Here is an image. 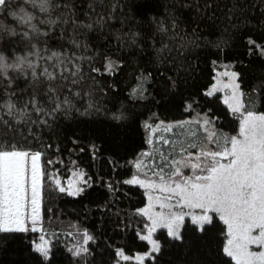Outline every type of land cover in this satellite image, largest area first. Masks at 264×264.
Segmentation results:
<instances>
[{
  "label": "snow or ice",
  "instance_id": "1",
  "mask_svg": "<svg viewBox=\"0 0 264 264\" xmlns=\"http://www.w3.org/2000/svg\"><path fill=\"white\" fill-rule=\"evenodd\" d=\"M14 3L15 0H0V14L11 17L10 23L0 20V109L12 121L26 125L49 127L57 114L71 115L75 108L73 98L91 95V87L84 92L82 84L88 81L95 84L98 75H114L123 66L107 51H94L89 33L102 32L105 36L102 46L108 51H113L108 47L113 42L118 46L115 50H120L119 46L140 51L150 48L158 58L156 63L171 59L164 53L177 50L169 47L165 42L168 39H179V51L199 46L195 28L190 39L187 34L180 35L175 14H170L169 22L156 13L135 24V17L130 19L128 12L116 16L117 5L111 0L109 3L88 0L87 10L80 14L69 0H23L38 9L43 14L41 18L23 6L14 7ZM170 7L177 5L173 3ZM180 7L191 4L181 3ZM203 7L210 10V0H205ZM58 9L53 17L52 13ZM114 20L119 21V27L111 23ZM65 25L71 28V33ZM248 43L264 56V47L251 38ZM97 58L102 60L100 67L94 64ZM150 77L151 73L138 77V87L132 94L142 99L144 82ZM217 77H226L227 82ZM169 79L174 86L175 81ZM214 79L216 83L205 94L212 96L221 88L230 89L224 103L238 120L237 134L217 133L210 127L213 122L199 115L192 120L143 122L149 147L133 161L136 172L124 183L145 189L148 203L137 214L146 218L147 223L138 237L151 248L135 257L118 249L116 256L120 260L134 259L136 264H144L152 253L160 250L153 239L158 228L166 229L168 236L179 240V229L186 215H191L192 223L203 230L212 223L213 216L209 213H214L226 226L223 253L234 264H264V113H257L252 103L245 104L246 94L237 82L239 74L229 71L227 65ZM65 92L71 95L61 98ZM17 100L22 101V106L18 107ZM94 108L89 104L80 114L89 115ZM114 119L122 121L126 117L121 113ZM0 124L11 126L3 117ZM43 155L41 151L21 150L15 144H0V232L43 231L38 227L46 176L41 164ZM53 163L47 161L49 165ZM73 175L76 180L69 181L67 187L62 186L55 174H48V179L60 193L75 196L84 191L79 185L89 181L84 179L83 172ZM184 209L189 211L186 213ZM196 209L199 214H194ZM91 240L93 237L84 232L83 243L71 250L73 255L87 254L86 245ZM35 252L44 259L49 257V242L44 235L39 236Z\"/></svg>",
  "mask_w": 264,
  "mask_h": 264
},
{
  "label": "trees",
  "instance_id": "2",
  "mask_svg": "<svg viewBox=\"0 0 264 264\" xmlns=\"http://www.w3.org/2000/svg\"><path fill=\"white\" fill-rule=\"evenodd\" d=\"M69 3L78 14L88 7V0H69ZM111 3L117 5L116 16L128 12L130 19L135 17V24L142 23V17L156 13L169 22L170 14H175L180 35L187 34L190 39L195 28L199 46L179 51V39H168L165 42L169 47L177 50L164 53L171 59L156 63L158 58L150 48L140 51L119 46L120 50H115L118 46L113 42L108 46L113 51H108L102 46L105 40L102 32L89 33L94 51H107L123 66L114 75H98L95 84L90 81L82 84L84 92L91 87V95L74 97L71 115L57 114L49 127L38 126L35 132L36 126L23 123V137L14 138L13 131L0 124V143L16 140L32 144L38 134L44 153L41 164L46 173L42 189L43 231L0 232V264H116L118 249L133 257L147 253L151 245L138 237L147 220L137 214L138 209L146 206L147 196L140 186L124 183L136 172L133 161L149 147L143 122L146 119L151 123L176 122L199 115L210 119L213 122L210 127L217 133L236 135L238 120L224 103L222 94H205L223 65H229L239 74L240 89L246 94L245 104L252 103L257 113H264V56L248 43L251 38L264 47V0H210V10L203 7L205 0H111ZM173 3L177 8L170 7ZM181 3L191 7L181 8ZM18 6L43 17L23 0H15L14 7ZM59 11L53 12V17ZM0 20L10 23L11 17L0 14ZM111 23L119 27V21ZM64 27L71 33L68 25ZM94 64L100 67L102 60L97 58ZM145 73H151V77L144 82L141 99L132 93L138 87V77ZM169 78L175 81L174 86ZM19 82L23 85V81ZM65 94L71 95L65 92L61 98ZM17 104L22 106V101L17 100ZM89 104L95 106L91 114L81 115ZM121 113L125 120L114 119ZM48 160L54 163L49 165ZM73 168L81 169L89 182L84 184L83 192L69 196L50 183L48 174L65 180ZM179 231L181 239L177 240L160 228L155 233L160 250L152 253L144 264H234L223 253L226 226L217 215H213L212 223L203 230L186 218ZM84 232L93 240L87 244V254L75 256L71 250L78 240H83ZM40 235L50 244L47 259L35 252Z\"/></svg>",
  "mask_w": 264,
  "mask_h": 264
},
{
  "label": "rangeland",
  "instance_id": "3",
  "mask_svg": "<svg viewBox=\"0 0 264 264\" xmlns=\"http://www.w3.org/2000/svg\"><path fill=\"white\" fill-rule=\"evenodd\" d=\"M224 66L225 65H223L222 67H219V69L216 71V74L218 73V72H222V71H224ZM228 66V70L229 71H233L231 68H230V66L229 65H227ZM215 77H216V75H215ZM218 79H222L224 82H227V78L226 77H217ZM238 82V81H237ZM216 83V80H215V82H214V84ZM213 86V85H212ZM211 86V87H212ZM211 89V88H210ZM241 90V89H240ZM217 92H220L221 94H222V97H223V99H225V97L226 96H229L230 95V89H226V88H221V90H219V91H217ZM0 117H3V119L5 120V121H9V124H11V126L9 127L7 124V127H8V129L10 130V131H13V136H14V138H16V137H20V138H22L23 137V134H24V130H23V122H14V121H12L11 120V118L6 114V111H0ZM36 117H35V115H33L32 116V119H35ZM17 120H19V117H17L16 118ZM14 128H16L15 130H14ZM34 128H35V126H34ZM38 126H36V128H35V132H38ZM37 134V133H36ZM0 144H3V145H9V144H15L16 146H17V148H19V149H21V150H28V151H41L42 152V145H41V143H40V141H39V139H38V134H37V139H36V142L34 143H32V144H29V143H21V142H18V141H13V142H7V143H4V142H1ZM77 172H83L81 169H79V168H73L72 170H71V173H70V175H69V177L67 178V179H65L64 180V178H60V177H57L60 181H61V184H62V186H65V187H67V185H68V182L69 181H72V182H75V180H76V177L73 175L74 173H77ZM84 173V172H83ZM186 174H187V170H186ZM84 179H85V176H84ZM86 180V179H85ZM80 187H84V184L83 183H81L80 185H79ZM145 190V189H144ZM147 203H148V201H147ZM147 205V204H146ZM146 207V206H145ZM29 213H30V208L27 210ZM184 211L187 213L189 210L188 209H184ZM193 212H194V214H199L200 213V210L199 209H196V210H193ZM210 215H216V214H214V213H209ZM41 216H42V209H41ZM186 218H190L191 220H192V218H191V215H186L185 216V219ZM184 219V220H185ZM29 227H31L30 225H29ZM38 227H42V219H41V223H40V225H38ZM160 228H158L154 233H153V239L154 240H156L157 241V239L155 238V233L159 230ZM180 230V229H179ZM30 231V230H29ZM144 232V231H143ZM47 240V239H46ZM49 242V241H48ZM158 242V241H157ZM36 243H39V241L38 242H36ZM36 243H35V245H36ZM83 243V240H78L77 241V245H75V247H77V246H79V245H81ZM49 247H50V244H49ZM86 247H87V245H86ZM74 249V248H73ZM253 250H256V249H253ZM137 255H143V254H137ZM136 256V255H135ZM134 256V257H135ZM130 261V260H129ZM129 261H123V260H120L119 259V261L116 263V264H126L127 262H129ZM133 261H135L134 259H133Z\"/></svg>",
  "mask_w": 264,
  "mask_h": 264
}]
</instances>
